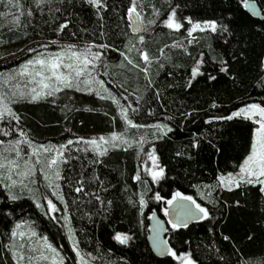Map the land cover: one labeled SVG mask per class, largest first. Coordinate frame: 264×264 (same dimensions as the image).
I'll return each instance as SVG.
<instances>
[{
	"label": "trees",
	"instance_id": "obj_1",
	"mask_svg": "<svg viewBox=\"0 0 264 264\" xmlns=\"http://www.w3.org/2000/svg\"><path fill=\"white\" fill-rule=\"evenodd\" d=\"M14 2L0 0V13L3 14L0 15V74L15 72L26 58L32 56L27 51L29 47L52 40L61 44L84 40L97 44L112 43L121 51H125L126 44L135 45L147 50L153 59L150 75L160 90V103L156 102L150 89L145 91L147 81L144 73L127 64L115 48L107 54V71L111 75H101V78L113 91H118L117 84H123L129 93L139 89L137 94L145 95L148 103L142 102L136 123L150 125L162 118L170 123L173 132L165 140L154 141L160 163L166 166L167 179L160 183L152 182L143 172V159L137 158L135 148H128L110 150L98 164L91 163V153L73 151V159L62 166V175L66 179L61 183L68 202L71 226L80 241L79 247L82 252H91L97 258L95 264H179L174 257H156L148 246L149 217L153 211L163 216L160 212L163 204L148 197L155 191L165 194L176 189L196 197L192 185L214 186L218 174L237 170L247 155L255 127L253 122L235 120L209 125L205 123V114H226L241 101L264 100V84L261 83L264 81V0H257L261 20L250 16L240 0H137L145 21L154 18L153 7L159 9L163 16L170 5L178 4L179 12L194 20L215 18L230 25L231 34L196 32V40L192 44H187L184 29L177 32L159 23L140 33L145 35L141 43L138 34L128 27L126 6L129 0H107L111 10H105L103 21L99 20L87 0H50L42 10L36 8L35 0H20V9L10 7ZM29 8H32L31 15L28 14ZM49 8L53 10L51 13ZM15 17H19L18 23L14 22ZM64 20L70 21L68 27L57 32ZM101 23L106 33L104 36L100 35ZM174 41L184 47H173ZM14 47L20 51L15 52ZM56 47L49 45V50L55 51ZM201 52L205 59L203 74L195 78L189 88L190 68ZM129 55L141 68L144 67L135 49ZM221 60L227 62L229 72L219 71ZM209 75L216 79L209 80ZM7 89L9 85L0 77V91ZM213 101L221 107L212 108ZM65 106L67 110L62 111ZM13 107L21 117V127L37 143L59 145L79 136L125 132L119 118L111 119L116 114L115 106L87 92H62L55 105L47 100L35 103L19 101ZM149 108L153 110L151 116ZM182 113L191 115L182 116ZM167 117H172L171 121ZM4 126L0 123V127ZM150 132V129L127 130L130 137L136 138L150 135ZM197 137L199 146L192 147L191 141ZM10 138L16 137L0 134V139ZM144 147L148 150L149 145ZM177 152L181 155L177 156ZM138 169L141 182L133 179ZM81 175L84 176L85 189L76 193L75 181ZM93 176H99L103 184L93 180ZM144 179L148 181L146 184ZM40 191L44 189L41 187ZM141 192L147 193L148 198L142 212L138 207ZM92 193L100 195L105 204L101 206ZM36 195L39 197L40 192ZM213 196L222 203L226 202L223 208L216 211L210 221L195 222L179 232L169 230L168 242L179 251H190L199 264H264V192L260 191V186L243 185L232 191L217 189ZM109 200L111 205L107 204ZM130 200L137 203H130ZM4 204L14 207L15 212L12 216H0V264H15L6 245L11 228L19 221L34 222L40 236L46 235L53 246L62 250L68 264H73L75 254L66 230L54 226L43 216L27 194L14 203L0 195V211L6 213L8 209L2 208ZM104 208H107L106 212ZM167 228L170 229V225ZM117 231L131 234L133 239L129 244L121 245L113 239ZM224 236L229 239L225 240Z\"/></svg>",
	"mask_w": 264,
	"mask_h": 264
},
{
	"label": "snow or ice",
	"instance_id": "obj_2",
	"mask_svg": "<svg viewBox=\"0 0 264 264\" xmlns=\"http://www.w3.org/2000/svg\"><path fill=\"white\" fill-rule=\"evenodd\" d=\"M49 2L50 0H35V6L42 10ZM240 2L244 8H250L254 15L260 16L262 14L258 8L257 0H240ZM87 3L95 9L100 21L104 19L105 10H111L107 0H87ZM10 7L20 9V0H15ZM139 9L140 5L137 0H129V4L126 6L128 27L138 34V40L141 43L145 40V35L140 33L146 32L148 26L157 23L177 32L184 29L187 33V44L195 42L196 37L193 34L196 32L231 34L229 24L222 23L215 18L194 20L191 16L182 15L179 12L180 5L178 4L170 5L169 10L163 16H161L159 9L153 7L154 18L147 21L144 20ZM52 11L49 8V12ZM28 14H32V8L28 9ZM0 15L3 14L0 13ZM18 20L19 17L14 18V22L18 23ZM69 23V20H64L59 24L56 31H64ZM100 27V35H106L102 23ZM49 45H56V50H49ZM172 46L184 47L182 43L175 41ZM114 48L127 64L133 65L137 70L144 73L147 81L145 91L150 89L156 102L160 103V90L155 87L150 75V65L153 63V59L147 50L136 48L135 45L126 44L124 45L125 51H121L112 43L97 44L95 41L89 42L87 40L66 44H61L57 40L37 43L35 47L27 49L28 52L32 53V56L26 58L25 62L20 64L15 72L0 74L4 83L9 85V89L0 91V123L5 125L0 127V134L4 137H16L7 140L0 139V189L3 190L0 195H3L5 200L14 203L27 194L43 216L52 221L54 226L58 225L61 229H65L66 237L71 242V248L75 254L73 264H95L97 259L91 252L83 253L81 251L80 241L76 237L75 229L71 226L68 202L62 189L61 182L66 179L62 175V166L73 159V151L84 154L91 153V163L98 164L110 150L135 148L137 158L143 159V172L152 182L160 183L167 179L166 166L160 163L158 148L154 141L165 140L168 134L173 132V128L170 123L164 122L163 118L150 125L136 123L135 120L138 119L136 114L142 111V102L143 104L148 103L145 95L137 94L139 89L129 93L123 84H117L118 91H113L108 82L101 78V75H111L107 71V54ZM134 49L144 63L143 68L140 64L135 63L129 55ZM161 54L163 55V49H161ZM204 64V53L201 52L198 54V58L194 59L190 68L187 87L190 88L192 81L203 74ZM220 64V72H229L226 61L221 60ZM208 79L215 80L216 77L209 75ZM261 83L264 84V81ZM67 90L87 92L99 100L110 101L115 106L116 113L111 119L115 121L119 118L123 122L125 132L111 131L107 135L79 136L74 139H67L59 145L37 143L30 138V134L21 127V117L14 110V103L19 101L35 103L47 100L55 105L57 96ZM211 107L220 108L221 106L213 101ZM65 110H67V106L62 109V111ZM148 114L149 116L153 115L151 108H149ZM187 115H191V113H182V116ZM205 115L207 116L205 123L209 125L217 122L246 120L253 122L255 128L251 135L248 154L238 165V171L218 174L214 186L192 185L196 190V197L179 189L165 194L155 191L148 197L163 204L160 212L167 218L165 222L157 216L155 211L152 212L151 219L155 221L152 226L153 234L150 237L152 247L160 256L174 257L175 260L179 261V264H199V261L193 258L190 251L175 249L168 240L161 237L162 232L169 230L179 232L181 229L188 228L190 222L210 221L214 213L221 210L226 203H222L213 196V192L217 189L232 191L243 185H257L260 186V191L264 192V100L259 102L241 101L239 105L228 110L226 114L209 115L206 113ZM171 119L172 117H167L168 121ZM129 128L150 129L151 132L150 135L143 134L138 138L130 137L127 134ZM146 144L149 145L148 150H145ZM25 146L27 151H25ZM191 146H199L198 137L191 141ZM141 153H143V157ZM176 155L180 156L181 152H177ZM76 158L79 159V157ZM92 179L103 184V181L99 180V176H93ZM133 179L137 182L142 181L139 169ZM147 182V179L143 180V183L146 184ZM75 184L77 185L74 188L76 193L84 192L83 175L75 181ZM41 187L44 191H40ZM38 191L40 192L39 197L36 195ZM91 195H94L95 200L101 206L105 204L100 195L95 193ZM146 196L147 193L145 192L139 194L138 207L141 212L148 204ZM197 198H199V202ZM111 203L112 201H107L108 205ZM130 203L137 202L130 200ZM236 203L238 205L239 201ZM2 208L8 209V211L6 213L0 211V216H12L15 212V208L9 207L8 204H4ZM104 211L106 212L107 208H104ZM165 223L170 225V229L165 227ZM18 237L19 242L17 241ZM223 238L229 239L228 236ZM113 239L121 245H127L133 236L117 231ZM6 247L9 249L15 264H24L25 261L27 264H48V262L50 264H68L67 258L62 255V250L53 246L46 235L40 236L34 222L19 221L15 223L10 230L9 243ZM26 253L28 254L26 255Z\"/></svg>",
	"mask_w": 264,
	"mask_h": 264
},
{
	"label": "water",
	"instance_id": "obj_3",
	"mask_svg": "<svg viewBox=\"0 0 264 264\" xmlns=\"http://www.w3.org/2000/svg\"><path fill=\"white\" fill-rule=\"evenodd\" d=\"M244 9H245V11H246L250 16H252L253 18L258 19V20H261V19H262V14H261L260 16H256V15H254V14L252 13V11H251L250 8H248V9L244 8ZM259 10H260V9H259ZM131 30H132V29H131ZM155 212L157 213V216H158L160 219L165 220V222L167 221V218H166V217L160 215L157 211H155ZM151 214H152V213H151ZM193 223H195V222H190L189 225H190V224H193ZM154 224H155V221L151 219V215H150V217H149V223H148V234H147L146 240H147V243H148V246H149L151 252H152L156 257H158V258H165V257H167V256H160L158 253L155 252V250H154L153 247H152V243H151L150 237H151L152 234H153V233H152V226H153ZM167 226H168V224L165 223V227H166V228H167ZM161 237H162L163 239H166V240H167V238H166V237H167V232H162V233H161Z\"/></svg>",
	"mask_w": 264,
	"mask_h": 264
},
{
	"label": "rangeland",
	"instance_id": "obj_4",
	"mask_svg": "<svg viewBox=\"0 0 264 264\" xmlns=\"http://www.w3.org/2000/svg\"><path fill=\"white\" fill-rule=\"evenodd\" d=\"M194 35V34H193ZM14 51L15 52H19L20 51V49L19 48H17V47H14ZM255 128V127H254ZM253 132H254V129H253ZM103 135V134H102ZM248 154V153H247ZM243 161V160H242ZM241 161V162H242ZM235 171H238V168H237V170H235ZM229 172H234V171H229ZM227 173V172H226ZM37 193V192H36ZM37 239H39V237H37ZM84 253V252H83ZM48 264H50V262H48Z\"/></svg>",
	"mask_w": 264,
	"mask_h": 264
}]
</instances>
